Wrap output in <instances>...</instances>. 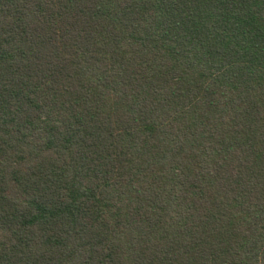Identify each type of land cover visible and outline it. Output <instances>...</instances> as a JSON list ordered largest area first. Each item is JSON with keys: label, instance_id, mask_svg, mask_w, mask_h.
I'll return each mask as SVG.
<instances>
[{"label": "trees", "instance_id": "1", "mask_svg": "<svg viewBox=\"0 0 264 264\" xmlns=\"http://www.w3.org/2000/svg\"><path fill=\"white\" fill-rule=\"evenodd\" d=\"M0 264H264V0H0Z\"/></svg>", "mask_w": 264, "mask_h": 264}]
</instances>
